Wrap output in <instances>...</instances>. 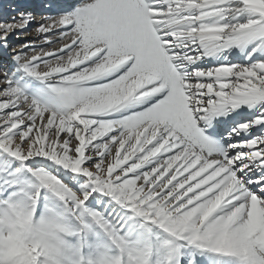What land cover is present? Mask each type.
Segmentation results:
<instances>
[{
    "label": "snow or ice",
    "instance_id": "1",
    "mask_svg": "<svg viewBox=\"0 0 264 264\" xmlns=\"http://www.w3.org/2000/svg\"><path fill=\"white\" fill-rule=\"evenodd\" d=\"M0 264H264V0H0Z\"/></svg>",
    "mask_w": 264,
    "mask_h": 264
},
{
    "label": "bare ground",
    "instance_id": "2",
    "mask_svg": "<svg viewBox=\"0 0 264 264\" xmlns=\"http://www.w3.org/2000/svg\"><path fill=\"white\" fill-rule=\"evenodd\" d=\"M34 2H39V0H34ZM34 37L33 36H29V37H26L25 39H33Z\"/></svg>",
    "mask_w": 264,
    "mask_h": 264
}]
</instances>
